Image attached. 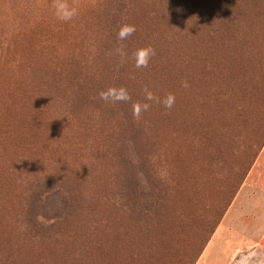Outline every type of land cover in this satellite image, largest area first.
Returning a JSON list of instances; mask_svg holds the SVG:
<instances>
[{
  "label": "rangeland",
  "instance_id": "374dc122",
  "mask_svg": "<svg viewBox=\"0 0 264 264\" xmlns=\"http://www.w3.org/2000/svg\"><path fill=\"white\" fill-rule=\"evenodd\" d=\"M54 3L0 0V131L9 71L25 72L28 89L41 85L17 126L39 122L46 140L0 231L31 249L42 214L58 229L43 251L84 255L69 264H192L264 145V0H67L78 11L67 22ZM124 25L136 31L119 40ZM27 43L44 60L35 78ZM149 47L137 68L136 51ZM109 89L128 99H101ZM202 97L209 121L195 108ZM174 114L185 123L179 146L166 135ZM8 140L0 132V161Z\"/></svg>",
  "mask_w": 264,
  "mask_h": 264
},
{
  "label": "trees",
  "instance_id": "16d2710c",
  "mask_svg": "<svg viewBox=\"0 0 264 264\" xmlns=\"http://www.w3.org/2000/svg\"><path fill=\"white\" fill-rule=\"evenodd\" d=\"M23 49V51L27 55V58H25V60H27L26 66H29V70L32 72L33 78H35L39 73L42 74L39 70V67L44 63V60L40 61L38 55L30 53L29 43H27V45H25ZM9 72V81L7 82L14 90L8 97L11 103L5 110L6 115L8 116L7 119H5V125L8 131H0L7 136V139H9V145L4 149V153H6V156L0 161V221L6 220V217L9 215L10 210L13 208L16 194L20 186V180L18 176L23 172H31L34 170L35 166L38 163L39 157L44 156L42 154V150L46 145V140L43 135L44 132L41 131L39 122H37L36 124H32L33 126L29 130L26 129V131H24L23 133L19 131V128L17 126V124H28V121L25 120V117L21 119L20 115L25 110L31 112L29 110L34 106L33 101H31V93L34 92L31 89H36V87L38 89L41 85V80L37 81L35 79L34 82L32 80L33 83H31L28 89L25 72L19 77H16L13 72ZM186 97H189L188 94ZM194 103L195 108H200L205 116H209L207 118V120L209 121L210 115L214 111L212 102L210 103L209 101L204 100V98L202 97L199 102ZM16 105H18V113H20L19 117H17L16 115L18 113L13 111L14 109H16ZM186 106H188L187 101L185 102V106L183 107L184 112H186ZM8 110H11L10 114H8ZM173 116H176L177 118L174 120ZM29 123H31V121H29ZM168 123L169 126L166 134L167 138L171 144L179 146V143H177L178 135L181 131L184 130L185 123L182 122L177 114L172 115L168 119ZM263 147L264 145L258 151L257 156L259 155ZM24 148L28 149L24 150ZM257 156L255 157V159L257 158ZM254 161L252 162L251 166L253 165ZM250 168L244 174L241 182L239 183V186L246 177ZM237 190L232 194L229 202L224 208V211L220 216V220L234 195L236 194ZM220 220L217 222L216 226L219 224ZM57 230V224H54L53 220H51L50 218L43 216L42 214L34 215L32 217L30 229L27 233L28 236L32 237L33 240L36 239V241H31L28 243L32 245L31 249H26L27 245L19 244L18 238L17 240L12 239L13 236L11 234H8L6 231H0V257L11 264H69L77 258H82L84 256L83 254L73 255L68 253H60V255L57 257L55 255H57L58 252L55 253L52 250V252L50 251L49 254L46 253V251H43L42 245L46 244L45 241H49L52 238L55 239ZM11 255H14V257L12 258ZM97 260L98 259L96 257L95 260H92L89 263L84 262L82 264H99ZM192 264H194V261L192 262Z\"/></svg>",
  "mask_w": 264,
  "mask_h": 264
},
{
  "label": "crops",
  "instance_id": "0c3cea01",
  "mask_svg": "<svg viewBox=\"0 0 264 264\" xmlns=\"http://www.w3.org/2000/svg\"><path fill=\"white\" fill-rule=\"evenodd\" d=\"M194 264H264V147Z\"/></svg>",
  "mask_w": 264,
  "mask_h": 264
},
{
  "label": "clouds",
  "instance_id": "9594fccd",
  "mask_svg": "<svg viewBox=\"0 0 264 264\" xmlns=\"http://www.w3.org/2000/svg\"><path fill=\"white\" fill-rule=\"evenodd\" d=\"M53 7L55 9V15L57 19L61 21H71L75 16L78 15V11L75 7L70 6L67 3V0H55V3L53 4ZM136 31L135 26L133 25H124L121 27L119 33H118V39L119 40H125L129 36H131ZM154 50L152 48H141L138 49L135 53V59H136V67H147L151 57L154 55ZM187 87V84L184 85ZM101 99L108 101L109 99L113 101H125L128 99L127 93L124 89H120L119 91L109 89L107 92H101L100 93ZM148 100L154 99L153 95L151 93H148L147 95ZM174 96L169 95L164 100V106L166 108H171L174 103ZM149 105L145 104L143 105L144 110H147ZM140 108L139 106H134V116H139Z\"/></svg>",
  "mask_w": 264,
  "mask_h": 264
}]
</instances>
